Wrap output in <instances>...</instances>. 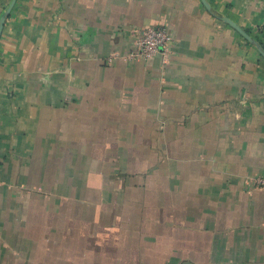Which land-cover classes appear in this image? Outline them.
Here are the masks:
<instances>
[{
  "label": "crops",
  "instance_id": "1",
  "mask_svg": "<svg viewBox=\"0 0 264 264\" xmlns=\"http://www.w3.org/2000/svg\"><path fill=\"white\" fill-rule=\"evenodd\" d=\"M11 0H0V18ZM16 0L0 38V264H264V0ZM166 25V55L117 59Z\"/></svg>",
  "mask_w": 264,
  "mask_h": 264
},
{
  "label": "built area",
  "instance_id": "2",
  "mask_svg": "<svg viewBox=\"0 0 264 264\" xmlns=\"http://www.w3.org/2000/svg\"><path fill=\"white\" fill-rule=\"evenodd\" d=\"M130 37L131 48L129 52L123 56L118 54L110 55L106 58L108 63H113L119 58L124 60H146L159 54L166 55L173 41L168 27L163 24L135 28L131 31ZM250 181L256 188L264 187V175L252 176Z\"/></svg>",
  "mask_w": 264,
  "mask_h": 264
},
{
  "label": "water",
  "instance_id": "3",
  "mask_svg": "<svg viewBox=\"0 0 264 264\" xmlns=\"http://www.w3.org/2000/svg\"><path fill=\"white\" fill-rule=\"evenodd\" d=\"M204 2V4L210 9V5L207 2V0H202ZM16 3V0H11V2L9 3L8 7L6 8V10L4 11L3 15L0 18V38L4 29V25L6 22V18L10 15L14 5ZM222 19L228 23H230L232 26H234L236 29H238V31H240L247 39H249L250 41H253L259 48V50L261 51V53L264 55V47L257 42L246 30H244L237 22L233 21L232 19H230L229 17H222Z\"/></svg>",
  "mask_w": 264,
  "mask_h": 264
}]
</instances>
